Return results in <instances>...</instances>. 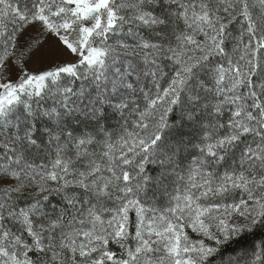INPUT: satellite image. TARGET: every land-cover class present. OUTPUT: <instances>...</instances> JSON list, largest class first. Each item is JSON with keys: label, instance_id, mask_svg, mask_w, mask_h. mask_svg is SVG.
Returning a JSON list of instances; mask_svg holds the SVG:
<instances>
[{"label": "snow or ice", "instance_id": "1", "mask_svg": "<svg viewBox=\"0 0 264 264\" xmlns=\"http://www.w3.org/2000/svg\"><path fill=\"white\" fill-rule=\"evenodd\" d=\"M218 256L264 264V0H0V264Z\"/></svg>", "mask_w": 264, "mask_h": 264}, {"label": "trees", "instance_id": "2", "mask_svg": "<svg viewBox=\"0 0 264 264\" xmlns=\"http://www.w3.org/2000/svg\"><path fill=\"white\" fill-rule=\"evenodd\" d=\"M110 123L115 125L116 121L112 120V121H110ZM254 239L258 241V237H255V238L249 237L245 242H242V243L245 244V246H247L248 244H251ZM240 247H241V245H237L235 243H230V244L226 245L222 250L223 258L226 260L229 255H235L236 250L239 249ZM220 260H221V257H219V256L216 257L214 264H220Z\"/></svg>", "mask_w": 264, "mask_h": 264}, {"label": "rangeland", "instance_id": "3", "mask_svg": "<svg viewBox=\"0 0 264 264\" xmlns=\"http://www.w3.org/2000/svg\"><path fill=\"white\" fill-rule=\"evenodd\" d=\"M29 66H30V68H39V67H41L42 64H41L40 58L37 57V59L32 64H30Z\"/></svg>", "mask_w": 264, "mask_h": 264}]
</instances>
